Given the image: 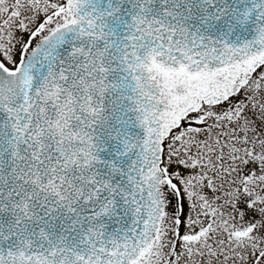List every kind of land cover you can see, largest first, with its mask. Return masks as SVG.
I'll return each mask as SVG.
<instances>
[{
    "label": "snow or ice",
    "instance_id": "snow-or-ice-1",
    "mask_svg": "<svg viewBox=\"0 0 264 264\" xmlns=\"http://www.w3.org/2000/svg\"><path fill=\"white\" fill-rule=\"evenodd\" d=\"M0 264H264V0H0Z\"/></svg>",
    "mask_w": 264,
    "mask_h": 264
}]
</instances>
